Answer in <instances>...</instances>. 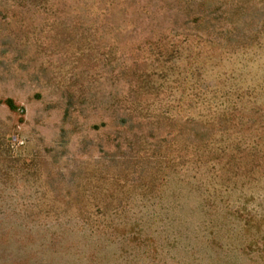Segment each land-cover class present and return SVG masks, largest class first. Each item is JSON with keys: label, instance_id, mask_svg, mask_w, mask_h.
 <instances>
[{"label": "rangeland", "instance_id": "obj_1", "mask_svg": "<svg viewBox=\"0 0 264 264\" xmlns=\"http://www.w3.org/2000/svg\"><path fill=\"white\" fill-rule=\"evenodd\" d=\"M196 1L0 0V264H264V46ZM190 72L246 106L209 152Z\"/></svg>", "mask_w": 264, "mask_h": 264}, {"label": "trees", "instance_id": "obj_2", "mask_svg": "<svg viewBox=\"0 0 264 264\" xmlns=\"http://www.w3.org/2000/svg\"><path fill=\"white\" fill-rule=\"evenodd\" d=\"M196 2H198L196 3L198 9L192 18V22H199L202 27L198 29L200 34L195 33L194 36L200 42L215 46L221 52V56L238 52L244 53L249 49H259L264 46V0H197ZM256 4L260 5L259 9L263 12L261 18L257 20L255 28L242 26V23L248 17V9ZM165 50L166 54L164 55L167 56L168 60L178 53L175 46L171 50L165 47ZM186 78H189L186 79L188 81L192 79L191 90H194V92L190 95L195 99V104H207V110L212 108L210 105L217 107V109H224L222 110L224 111L223 114L221 113L218 117L209 119L211 121H207L204 114H198L197 121L193 118L186 120L190 124L196 122L201 130L193 133L197 140L190 141V143L194 145L196 150L209 152L208 149L213 144L211 139L216 134L212 132V129L217 128L216 131L222 136L229 134L231 127L227 123L237 119V116L233 114L246 110L245 102L242 100V95L237 93L235 89L223 91V86L203 84L205 79L199 74L194 76V72H190ZM8 105L10 108H15L11 100H8ZM239 123L242 124L241 121ZM263 138L264 134L259 136V139Z\"/></svg>", "mask_w": 264, "mask_h": 264}]
</instances>
